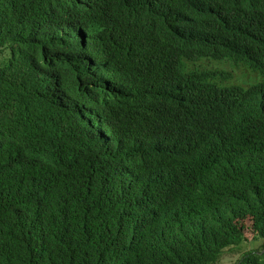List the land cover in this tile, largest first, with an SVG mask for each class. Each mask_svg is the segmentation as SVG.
<instances>
[{"label": "trees", "instance_id": "16d2710c", "mask_svg": "<svg viewBox=\"0 0 264 264\" xmlns=\"http://www.w3.org/2000/svg\"><path fill=\"white\" fill-rule=\"evenodd\" d=\"M264 264V0H0V264Z\"/></svg>", "mask_w": 264, "mask_h": 264}, {"label": "rangeland", "instance_id": "374dc122", "mask_svg": "<svg viewBox=\"0 0 264 264\" xmlns=\"http://www.w3.org/2000/svg\"><path fill=\"white\" fill-rule=\"evenodd\" d=\"M244 226H245L244 234L247 238V241L243 243L238 249L226 252L220 258L217 264H233L240 257V255L243 254L244 252L250 249L259 248V245L261 244V242L259 240L254 241L252 239L253 236L250 234V231H249V222L245 221Z\"/></svg>", "mask_w": 264, "mask_h": 264}]
</instances>
